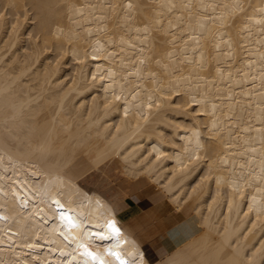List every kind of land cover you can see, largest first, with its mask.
<instances>
[{
	"label": "bare ground",
	"instance_id": "6f19581e",
	"mask_svg": "<svg viewBox=\"0 0 264 264\" xmlns=\"http://www.w3.org/2000/svg\"><path fill=\"white\" fill-rule=\"evenodd\" d=\"M150 186L200 228L162 259ZM97 260L264 264V0H0V264Z\"/></svg>",
	"mask_w": 264,
	"mask_h": 264
},
{
	"label": "crops",
	"instance_id": "0c3cea01",
	"mask_svg": "<svg viewBox=\"0 0 264 264\" xmlns=\"http://www.w3.org/2000/svg\"><path fill=\"white\" fill-rule=\"evenodd\" d=\"M136 193L131 196L139 209L125 222L146 246L152 257L164 258L178 244L199 231L198 226H195L190 218H180V220L174 221L172 214H167L168 212L165 209H162L164 214L166 213L165 215L160 212L162 210L157 205L164 200V197L159 190L150 186L136 191ZM154 207L155 209H153ZM169 218L172 222L169 221Z\"/></svg>",
	"mask_w": 264,
	"mask_h": 264
},
{
	"label": "rangeland",
	"instance_id": "374dc122",
	"mask_svg": "<svg viewBox=\"0 0 264 264\" xmlns=\"http://www.w3.org/2000/svg\"><path fill=\"white\" fill-rule=\"evenodd\" d=\"M136 190H134L133 192H132V194H137L136 192H135ZM163 206L164 207H166V208H163L162 207V204H159V205H157V207L159 208V209H161V207H162V209H165L167 212H169L168 214H172V217H173V220L175 221H177V220H180V218H190L192 221H193V223L195 224V226H198V218H197V216L192 212V210H189V211H187V213H184L183 215H181V216H179V215H177L176 213H174V210H172L173 208H171L170 206H168V204L165 206V204H163ZM169 207V208H168ZM169 209H170V211H169ZM162 212V211H161ZM198 229H200L199 227H198Z\"/></svg>",
	"mask_w": 264,
	"mask_h": 264
},
{
	"label": "snow or ice",
	"instance_id": "6c2138e0",
	"mask_svg": "<svg viewBox=\"0 0 264 264\" xmlns=\"http://www.w3.org/2000/svg\"><path fill=\"white\" fill-rule=\"evenodd\" d=\"M108 227L112 230L113 234L119 235L120 229L118 227H116L114 222H109ZM114 255H116V254L114 253ZM117 259H119L118 255H117ZM120 264H124V261L121 260Z\"/></svg>",
	"mask_w": 264,
	"mask_h": 264
}]
</instances>
